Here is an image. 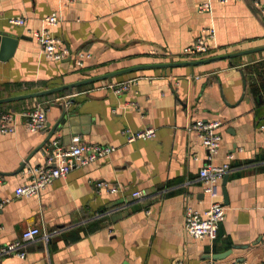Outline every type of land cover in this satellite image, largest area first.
<instances>
[{
	"label": "crops",
	"instance_id": "obj_1",
	"mask_svg": "<svg viewBox=\"0 0 264 264\" xmlns=\"http://www.w3.org/2000/svg\"><path fill=\"white\" fill-rule=\"evenodd\" d=\"M207 1L210 12H199ZM53 13L60 22L52 35L74 53L92 54L83 67L74 56L46 58L33 38ZM12 17L27 20L18 26ZM205 28L216 33L210 51L182 56ZM5 36L17 45L0 58V99L95 80L0 104V117L17 115L16 130L0 132V244L33 225L54 232L51 242H28L26 257L9 254L0 264H264V50L235 55L264 48V0H0V53L8 51ZM126 83L130 90L114 91ZM43 103L47 123L64 107L67 119L35 151L48 131H28L22 114ZM197 119L222 121L213 161L231 163L213 194L200 177L208 150L188 128ZM128 127H154L156 136L129 142ZM75 135L116 148L36 195L17 196L32 180L29 168L47 162L53 141L68 145ZM214 200L227 206L217 237L189 235L187 208L203 210Z\"/></svg>",
	"mask_w": 264,
	"mask_h": 264
},
{
	"label": "built area",
	"instance_id": "obj_2",
	"mask_svg": "<svg viewBox=\"0 0 264 264\" xmlns=\"http://www.w3.org/2000/svg\"><path fill=\"white\" fill-rule=\"evenodd\" d=\"M81 0H66L67 3H76ZM227 2L228 0H222ZM199 12L207 13L211 10L210 2H204L198 7ZM24 17H12L9 22L13 25L22 26L26 23ZM46 28L42 31H34L32 36L41 45L43 54L46 58L52 61H62L68 57H76V65L83 67L86 60L92 59V54L84 51L74 53L63 40L52 35L50 28L56 26L60 22V17L57 13H53L44 19ZM216 33L213 28H205L202 34L189 46H187L182 56L198 57L206 55L210 51L209 41L215 39ZM131 83L118 85L114 91L117 94H122L130 90ZM49 104L43 103L34 109L25 111L22 116L25 118L26 128L30 132L38 133L47 129ZM17 115L13 113H4L0 117V132H14L16 126ZM190 131H193L201 140L202 144L208 150L207 161L200 169V177L204 184L206 193L213 194L215 186L231 169L230 162L215 163L213 156L219 151L223 142L222 121L220 119H197L188 126ZM264 129V124L261 125ZM124 134L129 142L137 139H149L156 136V129L148 127L145 129L134 130L126 128ZM112 144L88 143L83 140L80 135H75L72 142L68 145H63L59 140H54L52 150L47 157L45 164H39L29 168V173L32 175V180L24 185L16 188L17 196H33L47 185L51 184L56 178L67 176L74 168L86 166L92 162L108 158L115 150ZM231 158L232 155H229ZM197 158V157H195ZM102 185L108 187L112 192L120 190L119 186H108L107 183ZM134 196L142 197L143 192L136 190ZM227 206L218 201H212L205 209H197L188 207L185 216V229L187 233L195 238L208 237L215 239L218 234V229L222 221L226 218ZM54 232L42 229L40 226L33 225L27 227L19 239L0 244V258L9 255L17 254L21 257H26L27 252L24 246L37 238H42L45 242H51ZM176 264H184L183 261H178ZM233 264H246L234 260Z\"/></svg>",
	"mask_w": 264,
	"mask_h": 264
},
{
	"label": "water",
	"instance_id": "obj_3",
	"mask_svg": "<svg viewBox=\"0 0 264 264\" xmlns=\"http://www.w3.org/2000/svg\"><path fill=\"white\" fill-rule=\"evenodd\" d=\"M8 38H9L8 36H5V37L2 38L3 44H6L8 46V51L7 52H5L4 50L1 51V53H0V58L1 59H5L8 56H10L11 54H13V52H14V50L16 48V45H17L15 39L12 40V39H10V38L8 39ZM261 50H264V48L263 49H257V50H250V51L240 52V53H237L235 55L238 56V55L256 53V52H259ZM230 56H233V55H229L228 57H230ZM94 80L95 79L80 81V82H77V83L64 85V86L57 87V88H54V89H49V90H46V91H41V92L30 93V94H26V95H20V96H14V97H8V98L0 99V104L8 103V102H14V101H19V100H26V99H31V98L43 97V96L51 95L53 93H57V92L64 91V90H67V89L72 90L74 87L89 83V82L94 81ZM66 119H67V108L64 107L63 114H62L61 118L58 119V121L54 125H51V123H48L47 129H46L48 131V135L46 136L44 141L41 143V145L38 148H36L35 151H37L40 148H42L45 144H47L51 140V138H52L53 134L55 133V131L57 129H61V125L63 123H65ZM24 165H25V163H23L21 165L20 170L23 169ZM230 252H231V249L227 250L225 252H222V253L215 254L214 257L215 258H224V257L228 256L230 254Z\"/></svg>",
	"mask_w": 264,
	"mask_h": 264
}]
</instances>
